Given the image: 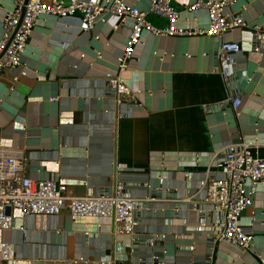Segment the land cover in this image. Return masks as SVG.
<instances>
[{
  "label": "crops",
  "instance_id": "obj_1",
  "mask_svg": "<svg viewBox=\"0 0 264 264\" xmlns=\"http://www.w3.org/2000/svg\"><path fill=\"white\" fill-rule=\"evenodd\" d=\"M14 2L0 0V37ZM128 2L146 9L149 0ZM173 2L179 27H208L204 9H188L194 0ZM225 12L241 25L223 38L145 32L122 74L138 101L121 106L106 76L116 72L127 28L112 29L110 13L92 32L81 31L78 19L38 18L22 65L0 78V144L25 148L29 177L64 183L77 196L110 187L120 162L130 195L145 207L134 235L114 233L109 218L73 217L68 208L50 216L13 210L16 228L1 230L0 242H13L16 256L1 264H151L155 256L157 264H261L264 184L241 216L255 238L246 250L212 242L219 218L192 206L203 204L206 174L222 175L216 160L229 144L251 142L264 158V34L254 29L264 28V0H237ZM223 39L241 46L231 90L215 71ZM230 92L242 100L239 113L225 103ZM187 196L193 203L182 201ZM152 234L164 237L150 246Z\"/></svg>",
  "mask_w": 264,
  "mask_h": 264
},
{
  "label": "built area",
  "instance_id": "obj_2",
  "mask_svg": "<svg viewBox=\"0 0 264 264\" xmlns=\"http://www.w3.org/2000/svg\"><path fill=\"white\" fill-rule=\"evenodd\" d=\"M237 0H194L190 11L204 9L208 15V27L183 28L177 25L179 10L173 0H149L146 9L131 4L128 0H15L14 6L3 19L0 37V78L5 70L18 69L27 48L30 36L38 18L42 15L58 19H78L81 31L92 32L99 20L105 21V13L116 18L112 29L127 28L125 46L117 58L116 72L108 73L107 84L115 103L132 104L138 101V92L125 81L123 72L128 70L130 61L145 32L157 36H208L223 38L241 25L239 20L225 12L227 6ZM165 18L163 27L154 25L149 16ZM256 34H264V28L254 26ZM99 38V37H97ZM241 51L239 42L223 39L217 50L215 71L228 87L237 71L236 56ZM21 74L25 75L26 70ZM18 77L16 76L15 79ZM59 96L52 97L57 101ZM225 103L239 113L242 103L240 96L230 92ZM121 116V113H119ZM254 144L245 140L231 143L224 155L218 158L217 166L221 176L210 173L200 181L203 192L202 206L193 204L199 213L216 215L219 218L217 231L212 234V242H225L239 250L249 249L254 243V235L241 224L242 213L253 203L257 187L264 184V158L253 154ZM25 148L5 147L0 144V231L16 228L13 210L23 216H50L68 208L73 217L93 216L109 218L116 234L134 235L139 224L140 210L144 200L130 195L127 184L122 179L124 164L115 162L113 183L99 194L87 193L83 196L70 194L64 183L50 179H33L25 173L29 162ZM190 177L189 172L185 173ZM164 180H161L163 183ZM150 187L149 184L145 185ZM182 201L193 203L192 196ZM180 207L178 206L177 210ZM24 235L27 230L21 228ZM162 234H152L148 240L154 246ZM16 248L13 242H0V264L15 259ZM155 256L151 264H157ZM261 264H264L262 258Z\"/></svg>",
  "mask_w": 264,
  "mask_h": 264
}]
</instances>
